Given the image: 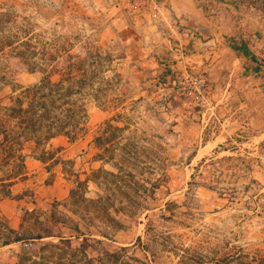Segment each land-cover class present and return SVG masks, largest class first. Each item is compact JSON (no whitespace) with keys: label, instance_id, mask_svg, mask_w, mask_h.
Listing matches in <instances>:
<instances>
[{"label":"rangeland","instance_id":"1","mask_svg":"<svg viewBox=\"0 0 264 264\" xmlns=\"http://www.w3.org/2000/svg\"><path fill=\"white\" fill-rule=\"evenodd\" d=\"M68 65L86 116L0 167V264H264V0H0L1 105Z\"/></svg>","mask_w":264,"mask_h":264},{"label":"trees","instance_id":"2","mask_svg":"<svg viewBox=\"0 0 264 264\" xmlns=\"http://www.w3.org/2000/svg\"><path fill=\"white\" fill-rule=\"evenodd\" d=\"M72 70L68 65L67 71L56 80L44 76L34 85L21 87L9 103L0 104V167H15L13 172L9 171L10 177L23 174L25 143H47L59 136L77 135L86 116L84 88L92 84L93 77L84 69ZM0 79L5 78L2 75ZM11 242L28 244L29 240L16 236L6 244ZM231 259L227 257L219 262L228 264Z\"/></svg>","mask_w":264,"mask_h":264}]
</instances>
